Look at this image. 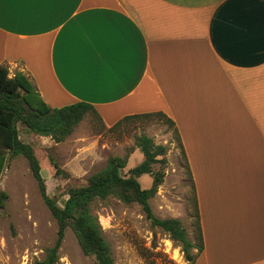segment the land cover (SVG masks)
<instances>
[{
  "label": "crops",
  "instance_id": "1",
  "mask_svg": "<svg viewBox=\"0 0 264 264\" xmlns=\"http://www.w3.org/2000/svg\"><path fill=\"white\" fill-rule=\"evenodd\" d=\"M2 66L40 104H90L108 127L171 119L199 215L193 264H264V0H0Z\"/></svg>",
  "mask_w": 264,
  "mask_h": 264
},
{
  "label": "rangeland",
  "instance_id": "2",
  "mask_svg": "<svg viewBox=\"0 0 264 264\" xmlns=\"http://www.w3.org/2000/svg\"><path fill=\"white\" fill-rule=\"evenodd\" d=\"M88 113L62 142L41 137L17 125L19 139L29 144L38 159L46 195L61 206L69 188L80 187L100 171L109 157L128 156L122 174L139 165L142 153L135 147L136 136L144 134L166 148V164L153 171L163 173V181L149 204L160 219L179 220L188 239L198 244L195 227L194 188L184 153L174 127L160 117H148L122 123L114 130ZM6 159L0 173V193L6 198L0 208V264H32L41 259L57 237V224L40 195L26 160ZM142 189L152 178H137ZM90 212L98 219L102 234L110 246L114 264H187L181 248L157 227H151L141 207L108 198L95 201ZM195 249H191L194 256ZM57 264H96L82 253L71 230L65 232Z\"/></svg>",
  "mask_w": 264,
  "mask_h": 264
},
{
  "label": "trees",
  "instance_id": "3",
  "mask_svg": "<svg viewBox=\"0 0 264 264\" xmlns=\"http://www.w3.org/2000/svg\"><path fill=\"white\" fill-rule=\"evenodd\" d=\"M8 74L6 67H0V173L6 159L5 152L12 157L22 156L37 183L44 204L57 224V237L54 244L46 248L43 258L34 260L32 264H57L58 252L68 229L74 234L84 255L93 257L96 264H114L110 246L103 237L98 219L90 212L92 203L108 198L117 199L127 205L138 204L151 227H157L167 234L169 239L181 248L187 264H193L195 257L202 251L196 202L197 245L188 239L186 230L179 220L156 217L149 204V200L154 197L158 186L163 181V173L160 170L153 171V166L159 165L162 168L166 164V148L155 144L144 134L136 136L134 145L142 153L143 160L130 169L127 176L122 174V170L126 167L128 156L109 157L106 165L92 174L85 185L69 188L66 192L67 198L59 206L46 195L38 159L32 147L19 139L17 125L21 124L35 135L50 137L55 143H60L73 132L76 125L88 113L102 120L93 107L84 102L61 108H48L34 98V89L23 74L16 73L13 77H9ZM154 116L164 119V122L174 127L176 131L172 120L162 113L127 116L110 129L114 130L125 122ZM176 134L178 135L177 131ZM144 174L152 178L148 189H142L137 180ZM6 197L4 192L0 193V208L3 207L2 202ZM191 249H196L194 256L191 254Z\"/></svg>",
  "mask_w": 264,
  "mask_h": 264
}]
</instances>
